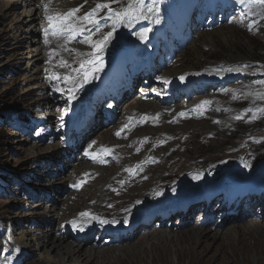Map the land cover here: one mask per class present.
Listing matches in <instances>:
<instances>
[{"label":"rangeland","instance_id":"1","mask_svg":"<svg viewBox=\"0 0 264 264\" xmlns=\"http://www.w3.org/2000/svg\"><path fill=\"white\" fill-rule=\"evenodd\" d=\"M246 1L248 0H244ZM249 1L240 3V0H204V8L201 5L203 0H143V4L137 3V0H64V3H69L68 10H81L76 23L86 22L79 27L83 31L73 39L78 45L83 44V48L77 52L78 48L74 44L75 48L62 44V41L55 42L58 50L60 49L58 51L57 47L53 48V42L39 41V37L45 40L52 36L67 35H53L47 19L48 16L65 14L67 9L57 4L51 5L48 0H0V260L9 256L11 260L7 264H66L69 259L62 261L60 257L54 258L55 251L45 252L42 247H34L37 236L54 232L61 234L65 243L72 244L76 241V235H68L70 230L75 232L76 229H66L65 223L69 217L71 219L72 216H77L84 209L91 210L98 219L94 225L95 228L101 227L95 230L98 234L105 231H101L103 227L107 231L127 233L129 236L131 232L124 231L125 228H137L144 223L147 216L144 213L164 197L160 191L166 192L183 184L184 182H178L180 179H188L195 182L196 193L186 200H178L173 195V199L167 200L166 208L170 201L171 205L179 201V205L186 207L188 211L202 198L207 204L208 215L201 213L204 208L198 206L189 210H194L190 215L187 213L179 216L175 211L176 214L167 222L174 234L166 237L164 233L167 228L160 227L158 219L168 210L173 213L177 206L157 212V219L155 217L146 230L143 229L144 225L139 227L138 238L136 236L134 239L106 245L97 244L95 247L108 250L109 256H93V262L87 261L85 264H97L99 261L98 264H264V235L254 234L264 227V209L252 204L254 208L251 216L241 213L247 217L245 221H239L236 217L233 222L224 223L222 219L225 220L226 217L222 212L214 211L213 205L212 208L208 207L213 196L218 198L221 194H235L233 199L237 206L240 193L257 190V194L261 190L259 187L264 190V4ZM97 4H107L112 11L108 8L97 10L93 14V19L97 21L95 24L84 20L86 14L93 12L89 8H93V5L96 8ZM129 5L132 7L129 8ZM208 14L209 17L204 20ZM225 15L232 17L211 29L205 30L200 24L211 27L215 18L219 22ZM33 17L35 22L32 24ZM194 22L199 23L197 32L189 35ZM144 26H147L146 29L148 26L152 27L147 36L154 37L158 32L161 34L149 42L155 47L156 54L153 55L152 51L145 52L148 64L155 65L156 61H165L167 66H161V70L155 67V70L161 71L158 76L148 78L149 73L141 75V79L134 84L136 91L131 93L135 95L132 99L131 95L120 100L105 96L110 101H107L109 107L105 104L103 114H98L93 122L90 121V133L86 134L90 139L80 146L84 141L83 136L76 131L68 135L62 127L66 123L61 119L70 117L73 107L68 105L70 94L60 87L65 83L68 89L76 86L71 84L73 81L69 82L64 77L74 76L71 78L78 77V82L81 81L84 71H87L85 64L93 59L90 55L92 53H96L98 58L101 55L107 56L102 66L100 59L96 61V67L101 70L94 71L97 76L101 75L112 57L120 60L119 49L124 41L133 39V33ZM31 30L36 31V36L30 35ZM109 32L112 33L113 40L104 46L102 52L97 53L90 43L81 41L90 37L92 41H99ZM166 33L170 35L169 38H164ZM175 42L179 49L175 51V56L168 57ZM143 55L144 50L130 51L129 57L124 59L121 66L125 68L132 63L133 66L127 67L124 72L133 75L139 68L137 62ZM176 56L174 65H168ZM64 60L69 67L61 66V61ZM81 64H84L83 69ZM86 66L92 67L89 64ZM170 71L175 80L183 75L178 77L179 83L180 79H186L184 84L181 83L183 85L178 84L173 91V97L178 92H182L184 97L167 105L164 103L170 98L158 92L152 103L160 109L162 122L150 118L148 113L139 118L134 114L139 111L134 108V103L143 94V87L146 86L144 92L154 89V81L160 79L159 76H166L163 79L165 81L167 78L171 79L168 75ZM104 72L102 78L111 82L114 77L105 75ZM189 76H194L195 79L190 80ZM51 79L53 84L50 83ZM162 88L161 85L160 91ZM83 90L84 87L79 89L81 92ZM45 94L50 98L54 97L53 104L58 107L55 110L57 117L53 116L54 121L49 122L51 125L43 122L50 120L48 118L51 113V109L42 100ZM148 95L151 99L150 92ZM119 97L121 98V94ZM85 98L89 99L87 96ZM159 99L163 105L159 104ZM79 101L85 103L84 100ZM118 103L119 107L116 106ZM153 111L151 109L150 112ZM227 111L230 113L225 118L226 127L212 129L211 126L221 125ZM91 113L88 110L83 114L84 120L70 119V122L77 126L83 122L82 128L88 124L87 117ZM124 116L128 120L132 116L129 130L124 127L128 126V122L121 125ZM57 118L60 120H56ZM60 124L63 130L60 131V137H52L54 128ZM171 127L172 133L162 131L171 130ZM72 129L76 130L74 127ZM118 132L120 135H117ZM143 133H147V136ZM104 134H114L115 140L121 141L118 144L121 147L118 159L112 161V154L105 158L89 159L87 152L90 153L91 149V153L100 152L102 149L100 140ZM89 148L91 149L88 151ZM82 164L83 167L89 166L92 169V166H98L87 184V180L79 178L83 175L80 170ZM104 169L103 177H99V172ZM259 178H263L262 182L255 180ZM157 184L159 185L154 186ZM102 190L104 194L101 193ZM156 193L158 194L154 197ZM260 193L256 202L264 199L262 190ZM43 201V206L39 205ZM144 202L146 207L139 208L140 221L129 224L120 214L130 206H141ZM210 210L215 214L212 218ZM235 210L236 208L230 209L229 213ZM65 216L67 219L64 221ZM250 217L258 220L256 226L260 227L254 233L249 232L246 237H240L232 229L242 224L246 229L252 227L250 224L254 222H248ZM101 220L108 223H101ZM211 223H214L216 229L213 232L217 235L208 240L204 238L195 247L196 242L189 238L192 233L189 227L194 225L202 228ZM78 230L80 232H76L77 238H83V232ZM148 233L154 238L149 237ZM97 235L90 239L98 241L100 236ZM168 239L170 242H167ZM158 242L170 244L166 247L169 246L173 254H168L163 249H158L154 254L148 251L144 253L146 246ZM84 244L83 248L88 249L92 242ZM194 247L203 251V254L185 255Z\"/></svg>","mask_w":264,"mask_h":264},{"label":"bare ground","instance_id":"2","mask_svg":"<svg viewBox=\"0 0 264 264\" xmlns=\"http://www.w3.org/2000/svg\"><path fill=\"white\" fill-rule=\"evenodd\" d=\"M48 1L51 3V5L55 4V6H56V4H57V5H60L61 7L65 8V9H67L66 10L67 12H65V13H68L71 10H73V9L68 10V9H70V7H68V4L69 3H66V2L64 3V0H48ZM246 2H250V1L248 0ZM246 2H244V3H246ZM89 9L92 11L93 9H95V6L93 5V8H89ZM80 12H81V10H78L76 12V14H75V17L72 19V22H74L75 24H77L78 27H82L86 23L85 21L84 22H80V23H78V22L76 23V20H77V18L79 16V13ZM207 16L209 17V14ZM231 17H232V15H225L224 19L222 21H219V22H217L216 21V18H215L214 19V22L212 23V26L211 27H207L206 24H202V23H200V24L203 25V28H205V30L206 29H211V28L217 26L218 24L225 23V22L229 21V19ZM80 21H82V20H80ZM32 22L33 23L35 22V17H33V19L31 20V23ZM158 24H159V22H158ZM198 24L199 23H195V22L192 23V25L190 27L191 33L189 35L193 34L194 32L195 33L197 32L196 29H197ZM146 27L147 26H144L143 28H140V29H138L136 31L133 30V31H135L133 33V39H131L129 41H124V45L120 46V49H119L120 60L117 61L114 57H112V59H110L108 61L105 69L102 70L101 75L105 71L104 72L105 75H108L110 77H114L115 78V79L113 78V80L111 82L105 81L102 78L101 75L97 76L96 75V72L92 69V67L87 68L86 65L88 63H86L85 64V68L87 69V71L88 70H91V75L87 78V80H85L84 79V76H83L82 79H80L81 81L78 82V80H77L78 77L77 78L75 77L74 79L71 80V81H73L71 84H76V86L73 89H71L70 87L68 89L67 88V85H66L67 83L63 84L62 87H60L63 91H68V93L70 94V96H71L70 99H67L68 100V105H72V107H73L70 117H66V118L64 117L63 119H61V120H64L63 122L66 123L65 126L62 125L63 130L68 135L71 134V133H74V131H76L80 136L82 135L84 141H83V143L80 146H82L85 142H87L90 139L89 137L86 136L87 133H90V129H89L90 121L93 122L94 117H97L98 114H100V113L103 114L102 113V110H103V108L105 109V104L108 106V102L107 101H109V99H106L105 96L111 97L110 99L120 100V99H123V97H127V96L131 95V99H132L133 97H135V95L133 96L131 93L134 92V91H136V89L134 87V84H136L137 81L139 79H141V75H143L145 73H149L150 75H149L148 78H150L152 76H158L161 71H159L157 69L155 70V67L157 66L161 70L162 69L161 66H167V64H166L165 61H163L162 63H160L159 61H156L155 62V65L148 64L149 61L145 57L146 56L145 52L152 51V52H154V53H152L153 55L156 54L155 47L153 45H151L149 42H150V40L155 39L157 36H161V34L158 32V33H156V36L154 35V37L148 35L146 37V39L143 41V38L142 37H143L144 29H146ZM148 29H152V27L149 28V26H148ZM32 30L30 31V35H32V34L35 35L34 33H36V31H32ZM169 37H170V35L167 34V33L164 36V38H169ZM158 39H160V38L158 37ZM48 40L51 41V42H53V44L55 42H60V41H62V44L65 43L66 45H69V46H73V44H74V46L78 48V49H76L77 52H80V50L83 48V46H82L83 44L82 43H80L78 45L76 43L77 41L74 42L73 39L72 40L69 39L68 34L67 35H63V37L52 36L51 38H45V40L43 38H40L39 37V41H41V42H45V41L47 42ZM112 40H113V35H112L111 39L108 41V43H110ZM81 41H83V40H81ZM36 43H38V39L36 40ZM62 44H60V45H62ZM57 46L58 45H55L54 44V47L53 48L55 49ZM134 48H136V49H134ZM65 49H68V48H65ZM177 49H179V45L177 44V42H175L174 43V46H172L171 52L169 54H167L168 57L169 56H175V54H176L175 51H177ZM57 50H58V47H57ZM132 50H135L136 52H140L141 50H144V55H143V58L139 59L138 62H137V66H139V68L136 71H134V74L133 75H129L128 72H124V69H126L127 67L130 68L131 66H133V63H132V65H130V64L129 65H126L125 68H123L121 65L124 62V59L126 57H129V53ZM83 55H85V54H83ZM106 58H107V56L101 55V57H99L97 59V61H99V59H100L104 63V61H106ZM176 58H177V56L168 65H172L176 61ZM71 62H72V60H71ZM142 65H145V67H141ZM114 66H116V67L114 68V70H112ZM172 74L173 73L171 71H170V73H168L169 78L171 77V79H168L167 78L166 79L167 81L163 80L164 77H166V76H163V77H160L159 76L160 79H157V81L156 80L154 81V83H155L156 86L154 85L155 86L154 89H152L150 91L148 90V91H145L144 92V89H145L146 86L143 87V91H142L143 94H141L138 97L139 99L136 100L135 103H134L135 106H136L134 108L139 109L140 112L136 110L137 112H134V114H137V116L140 118L141 115H145V114L148 113L150 115V118H153L157 122L158 121L162 122L161 121V117L159 115L160 109L156 108L157 106L154 107V105L152 103L153 102L152 101L153 100V97L154 96H157V93L158 92H160V94H166L170 98L169 101H165V103H164V104H167V105H170V103H173L176 100L179 101V100H181L184 97V95H183L182 92H178L177 95H176V97H173V91H174V87H177L178 84L180 86L183 85L184 84V81L186 79L185 80L184 79H180V83H179L178 77H181L183 75L178 76L177 79L175 80V78H173L174 75H172ZM59 77L61 79V76H59ZM71 77H74V76H71ZM189 77H190V80L195 79L194 76H189ZM153 80L154 79H152V82L151 83H153ZM228 80H230V78ZM50 83L53 84L52 79H51V82ZM181 83H183V84H181ZM140 84L142 85V80H141V83ZM56 85H58V83H56ZM161 85L163 86V88L160 91ZM166 85H171V86L170 87H167ZM81 87H84V90L82 92L79 91V89ZM149 92H150V96H152L151 99H149V95H148ZM77 93L79 94V96H77ZM119 94H121V98L119 97ZM191 94H192V92L190 93V95ZM85 95L89 99L85 98L86 97ZM42 100L45 102L44 104L45 105L47 104L48 108L51 109V113H50V116L48 118L50 120H43V122L44 123H46V122L47 123H49V122L52 123L54 121V120H52L53 116L54 117L55 116L57 117V114H56L55 110H57V108H58L57 106L55 107V104H53V103H55L54 97L50 98V96L48 94H45V95H43ZM79 100H84L85 103L82 104ZM159 100L161 101V99H159ZM159 100H157L159 102V104H162L163 102L162 101L160 102ZM110 104H112V103H110ZM113 105H116V104H113ZM116 106L119 107V103ZM151 109H153L154 111L153 112H150ZM88 110L92 112L90 115L88 114V117H87L88 124H86L82 128H80V126L82 125L83 122L82 123H79L80 126L72 125V123L70 122V119H74V120L75 119L76 120L83 119L84 120L85 119V115H83V114H86ZM228 111L232 112V110H228ZM228 111H227V114L225 115L224 119L222 118L223 120H222L221 125L220 126H218V125L217 126H215V125L214 126H211L212 129H218V128L222 127V126L223 127H226L227 121H226L225 118L226 117L228 118V115H229L228 113H230ZM149 112L152 113V114H150ZM115 114L116 113H114V116H115ZM117 114H118V112H117ZM131 119H132V116H129V120L127 119L126 116H124L123 119H122V124L121 125H125L128 122V126H124V127H126V129H128V127H130V125H131V123H130L131 122ZM56 120H60V119L57 118ZM99 120H100V118L98 119V121ZM108 121H109V119H108ZM95 122H97V120ZM166 123H167V121H166ZM121 125L119 124L118 125V128H120ZM29 126H30V124H29ZM62 127H61V124H60L59 126H57L56 128H54V131L51 133L52 134V137L59 138L60 137V131L61 132L63 131L62 130ZM73 127L76 128V130L75 129L73 130L72 129ZM130 129H132V128H130ZM172 129L173 128L171 127V130L164 129L162 131H164V132L165 131H169V133L170 132L172 133L173 132ZM143 134H145L144 136H147V133H143ZM114 136H115L114 134H111L109 136L107 134L106 135L104 134L103 137L101 136L102 139L100 138L101 139L100 141L102 142V145H103L101 147L102 149L100 150V152H96L94 150L95 152H92L91 153L92 149L89 148L88 151L91 149L90 153L87 152V155H89V159H92L91 158L92 156L105 158L108 154H112V156H114V159H112V161L117 160L118 159V150L121 148L118 144H120L121 141H118L117 142V140H115V137ZM47 137L49 138L50 136L47 135ZM50 143H52V142H50ZM56 145H59V144L56 143ZM35 146L37 148L40 147L39 145H35ZM62 147L64 148V146H62ZM94 148H95V146H94ZM64 149H62V151H65ZM105 149L108 150L107 153H105V151H104ZM77 158H79V157H77ZM83 163H84V161H83ZM92 167L94 169H92L89 166L83 167V164H82V167L80 168V170H82L81 173L83 175L82 176L80 175L81 177H79V178H82L83 180H87L86 184L92 178V175H94V173H95V167H98V166H92ZM87 170H89V171H87ZM104 172H105V169H104V171L99 172L100 175H98V176L99 177H103ZM107 175H108V173H107ZM161 179H162V177H161ZM262 179L263 178H259V179H255V180L258 181V182H262L261 181ZM95 180H98V179H95ZM178 182H184V183L183 184H180L178 186H175V187L169 189L166 192L160 191V193H162L161 195H164V197L160 198L157 201V203H155L154 205H152L153 206L152 208H149L147 210V212L144 213L147 216L144 218L145 219L144 223L143 224H140V226L141 225H144L143 226V229L146 230L147 227L152 224L153 219L156 217L155 213L161 212V211H166L170 207H173V206H177V209H174V212L173 213L171 212V210H168L167 212H165L163 215L160 216V219H158V220H160V222L158 223V224H160V227L164 226L165 228H167L166 232L164 233V236H166V237H171V234L172 235L174 234V233H171L172 231L168 228L167 222L169 221L170 218L173 217V215L176 214L175 211L177 213H179V216H185L187 213H188V215H190L191 213H194V210L193 211L191 210L190 212H189V210L191 208H193V207L196 208V206H198L201 209L204 208L203 211H200L201 213H203L205 215H208L209 210L206 209L207 208V204L204 203V201L202 200V198L200 199V201L196 202V204L194 203L190 207V209L188 211H187V208L186 207L183 208L181 205H179L181 203L179 201H177L176 202L177 204L175 203L174 205H171V202L172 201H170V205L167 206V208H166L165 204L167 203V200L173 199L172 198L173 195H175V197H177L178 200H180V199L186 200V199H189V197L192 194L196 193L195 192V190H196L195 182H191L188 179H184V180H181L180 179ZM187 182H189V183H187ZM256 184H257V182H256ZM158 185L159 184L154 185V186H158ZM182 186H185L182 190L175 191L177 188H181ZM259 188L262 190V195H263L264 194V190L262 189V187H259ZM261 190H260V192H261ZM101 193L104 194V191L102 190ZM158 193L154 194V197L157 196ZM176 193H177V195H176ZM197 193H199V192H197ZM222 196H223L222 194L218 198L217 197L214 198V196H213L210 199V202H209L208 207L211 206V205H213L214 206V211L217 210L220 213L222 212L223 216L226 217V219L223 220L224 218L222 216V218H223L222 221H224V223H225V221H227L228 223H231V222L234 221L233 218H236V217H237V219L239 221H245L247 219V217L244 214H241V213L244 212V213H247V214H249L251 216V213H252L253 208H254V206L252 204L258 205V207L261 208L262 210L264 209V199L261 200L260 202H256L257 199H258V195L256 194L255 190L254 191H250L249 190V191H245L243 193H240V195H239V203L237 205L236 210L234 212H232V213H229V210L230 209H233L235 207V203L222 202L224 200V196L223 197ZM219 198H223V200H221V205L220 206H215L216 205V201ZM43 203H44V201L41 202L39 205H42L43 206ZM35 205H37V204H35ZM140 207H146V202H144L141 206H140V204H134V205L130 206V208H127V209L123 210L122 212H120V214L123 215V217H125V219L130 224L132 221H137L139 219L140 216L138 214H139V208ZM246 207H248V209H245ZM211 208H212V206H211ZM84 210L85 211L79 212L77 214V216H75V217L72 216L71 219H70V217L67 219L66 216H65V219H64V221L67 219V223H65V228L66 229H72L73 228V224H72L73 221H75L76 224H77V226H78V227L75 228L76 229L75 232H74V230H70L71 233H69V235H68V236H72V237H75L74 235H76V241L75 242H73L72 244L65 243L64 237L61 234L60 235L59 234L57 235L54 232H48V234L46 233V234H43L42 236H37V238H36L37 241L35 240L36 242H34L35 243V246L34 247H37V249L39 247L40 248L42 247L45 252H49V251H52V250L55 251L54 258H57V257L59 258L60 257V260H62V261H64V259H66V258L69 259L68 260V263H66V264H85L87 261L93 262V260H94V259H92L93 256L94 257L95 256L96 257H100V258H104V256H109V251L108 250H106V249H100V248L97 249L95 247V245H97V244L106 245L107 243L110 244V243H113V242H124L125 239H134L136 236H137V238L139 237V235L137 234V231H138V229H139L140 226H138L137 228H135V226L126 227L127 229L125 228L124 231H130L132 233L131 237H133V238H131L130 236H127V234H125V233L118 234V233H115L114 231H107L103 227H102L101 231L102 232L104 230L105 231L102 234H98V232L95 231V230L97 228L100 229L101 227H99V226L96 227V228L94 227V225L96 224V222H98V219L94 216V213L91 210H89V209H84ZM205 210H206V212H204ZM214 211L211 212V210H210V213L213 214L211 216V218L215 216ZM33 213H35V212H33ZM82 213H89L90 215L89 216H82L81 215ZM188 215H187V217H188ZM80 217H83V218L82 219H78ZM85 217H87V218H85ZM156 219H157V217H156ZM138 221H140V220H138ZM251 221H253L254 223L253 224H250V226H252L250 228H247V229L246 228H243L242 225H244V224H242V225L234 226L235 228L232 229V230L236 231V233L240 237H242V236L243 237H246L249 234V232H253L254 233L255 232V229L260 227V225H259V227L256 226L258 220H256V219L254 220L253 217H250V219L248 220V222H251ZM136 225H139V224H136ZM203 226L204 227H202V228H197L194 225H191L189 227L190 228V232H192V233L189 234V238H191L193 241L196 242L195 243V247H197L196 246L197 244L200 245L201 242L204 241V238L208 240L209 238L217 235V234H215L213 232L216 229V228H214V223H211L210 226H206V227H205V225H203ZM81 227L83 228V230H81L83 232V234H82L83 236H81V237H83V238L78 239L76 232H80L78 229H80ZM117 229H119V228H117ZM95 234L96 235L98 234L100 236V238H99L98 241L95 240V239L94 240H91L90 239V237L91 236H94ZM103 234H105V235H103ZM254 234H256L257 236L264 235V227L259 228ZM120 236H121V238H120ZM148 236L149 237H152L153 235L148 233ZM153 238L154 237H152V239ZM78 241L92 242V244H91V247L90 248L84 249L82 244H84L86 242H78ZM167 242H170V240L168 239ZM24 243H26V242H24ZM166 245H170V244H163V243L160 244V242L153 243L152 245L149 244V246H146L145 250H143V251H144V253L148 251V252L154 254V252L157 251L158 249H163L168 254H171L172 253V250L169 249V246L166 247ZM25 246H28V244H25ZM195 247L194 248H190L187 253L184 252L185 255L201 256L203 254V251L197 250ZM176 256H177V253H176ZM178 256H181L182 257L181 254H178ZM50 258H52V257H50ZM10 260H11V257L5 256L3 259L0 260V263L1 264H7ZM52 260H53V258H52ZM38 264H40V263H38Z\"/></svg>","mask_w":264,"mask_h":264},{"label":"snow or ice","instance_id":"3","mask_svg":"<svg viewBox=\"0 0 264 264\" xmlns=\"http://www.w3.org/2000/svg\"><path fill=\"white\" fill-rule=\"evenodd\" d=\"M256 3L259 4H264V0H255ZM137 3L139 4H143V0H137ZM240 3H244V0H240ZM132 6L129 5V8H131ZM104 8H108L109 11H112V9L110 8L109 5L107 4H97L96 8L93 9L92 13H88L86 14L85 17H83L84 20H87L91 23H97L96 20L93 19V14L100 9H104ZM45 9L47 10V5H45ZM78 11V9H73L68 13L65 14H57L55 16H48V21H49V27L52 29V34L53 35H57V34H63V33H67L69 39H74L75 36L83 31V29L79 28L77 26V24H75L74 22H72L73 17H75L76 12ZM122 14H118V16H121ZM148 31H150L149 29H145V32L143 33V37L145 38L147 36ZM48 34V29L45 30V35ZM112 37V33L109 32L106 36L103 37V39L99 40V41H92L90 38L86 41H82V42H86V43H90L92 45V47L96 50V52H102L104 46L108 43V41L111 39ZM93 56V59L88 60L87 63L89 65L92 66V69L95 71H99L101 70L100 68L96 67V61L98 59V57L96 56V53H92L90 54ZM102 60L100 61V64L102 66ZM61 66L62 67H69L68 63L66 61H61ZM81 68H84V64H81ZM75 71V70H74ZM84 75V79L87 80V78L91 75V70L88 71H84L83 73ZM56 79H59V77H54ZM65 80H68L69 82H71L72 78L71 77H64ZM249 111H251V109H249ZM264 111V110H262ZM241 117H237V119H240ZM117 135H120V133L118 132ZM105 153L108 152L107 149L104 150ZM92 159H96V156H92ZM82 216H89V213H82ZM101 223H108V221H104L101 220ZM73 228L78 227L76 222L73 221ZM80 230H83V228L81 227Z\"/></svg>","mask_w":264,"mask_h":264}]
</instances>
